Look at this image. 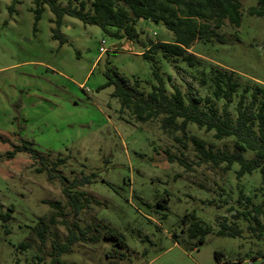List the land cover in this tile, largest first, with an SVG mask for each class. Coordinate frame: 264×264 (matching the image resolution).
Wrapping results in <instances>:
<instances>
[{
  "label": "rangeland",
  "instance_id": "1",
  "mask_svg": "<svg viewBox=\"0 0 264 264\" xmlns=\"http://www.w3.org/2000/svg\"><path fill=\"white\" fill-rule=\"evenodd\" d=\"M238 1L240 26L228 21L222 26L224 43L196 41L189 50L200 60L195 67L157 62L169 94L175 87L199 91L221 109L225 101L214 99L210 68L232 72L241 84L229 104L234 117L246 87L247 101L254 86L263 89L264 100V15L249 12L258 0ZM35 4L0 0V264H264V232L258 236L249 228L253 220L235 216L252 207L238 202L242 193L263 204L260 170L238 178L237 162L226 170L225 163L204 158L193 141L196 137L222 152L234 149L233 137L217 139L214 130L193 122L185 136L180 130L166 134L159 119L139 122L122 111L113 84L103 87L110 77L131 85L138 78L150 92L155 78L142 52L158 40H174L173 33L163 23L141 19L136 40L116 39L96 24L66 15L60 30L67 41L60 43L53 36L49 6L36 22ZM104 39L108 51L100 54ZM175 135H183L182 140ZM24 141L32 142L41 158L25 151L11 156ZM254 154L247 150L243 156ZM59 158L65 163L57 164ZM92 173L89 184L71 187ZM64 185L85 193L78 212ZM161 197L168 201L165 218L157 206ZM7 212L11 218L4 222ZM190 212L212 228L204 243L187 234ZM41 217L46 224L42 240ZM225 219L236 222L242 233L218 235ZM106 227L123 233L126 244L105 237ZM74 234L77 239L59 263L54 244ZM25 241L30 246L20 249Z\"/></svg>",
  "mask_w": 264,
  "mask_h": 264
},
{
  "label": "trees",
  "instance_id": "2",
  "mask_svg": "<svg viewBox=\"0 0 264 264\" xmlns=\"http://www.w3.org/2000/svg\"><path fill=\"white\" fill-rule=\"evenodd\" d=\"M66 5H62L60 0H36L35 17L36 22L48 5L54 17L52 18L53 36L64 43L66 37L62 34L60 27L66 15L79 18V20L96 24L104 32L114 36L116 39L124 37L136 40L138 33L136 24L141 19L151 20L155 23H163L174 35V40H158L149 45L142 55L150 60L152 74L155 83L150 92L141 88L138 78L134 83L128 84L127 81L115 80L110 77L103 87L113 84V96L118 98L122 111H130V115L139 122L153 121L159 119L162 129L166 134H176V131H182L185 136L188 132L189 123L193 122L206 131L214 130V137L224 139L233 137V147L231 151H218L205 147L202 140L193 137L197 150L202 156L211 160L214 164L225 163V169L230 170L235 162L240 166L237 177L241 178L245 174H250L260 170L264 177V100L260 95L263 92L261 87L254 86L251 92V99L248 101V88L237 102V116L234 117L229 109L235 95L241 88L240 80L230 71H223L218 67L210 68V81L214 87L213 95L216 100H224L225 105L219 108L212 97H203L199 91H189L185 93L179 87H175L174 92L169 94L165 83V77L161 74L157 65L159 59L168 60V63L184 62L188 67H195L199 59L189 50L196 41L204 43L214 40L226 42L223 33L220 32L222 26L228 21L234 26H240L241 23V4L238 0H67ZM13 6L11 10H13ZM249 12L255 15H264V0H258V4L253 6ZM36 22L34 24L36 29ZM114 28V29H113ZM206 83V79L202 80ZM182 136L175 135L174 139L182 140ZM247 150L255 151L250 158H245L243 153ZM29 152L34 158H41L34 149L32 142L24 141L23 145L14 148L10 155L17 152ZM66 158H59L57 164L65 163ZM57 167H50L55 171ZM42 171V169H39ZM46 170V167L45 169ZM91 175H84L82 179H76L71 187L89 184ZM55 174H50L54 178ZM63 181H68L65 176L60 177ZM71 187L64 185V191L69 198L70 204L78 212L83 208V202L80 197L85 193L83 191L71 192ZM243 200L247 204H252L251 208L239 210L236 218L253 220L254 223L249 226L258 236L264 232V223L260 217H264V201L262 205H256L252 198L246 193H242L238 202L242 204ZM89 201V199H87ZM160 209L164 210L162 215L167 216L168 201L161 197L158 200ZM8 211H13L9 208ZM190 217L191 224L188 226L187 234L191 238H197L196 243H204L212 228L206 225L200 217L194 213H187L186 218ZM6 222L11 218L7 212L2 215ZM38 236L44 239L46 232L45 219L40 218ZM9 232V230H7ZM241 228L238 224L228 223L225 220L220 222L217 230L220 236H239ZM105 237L115 241L118 245L126 244V237L123 233L111 229L105 230ZM179 234L175 237L179 240ZM77 239L76 235H70L66 243L54 244L55 259L59 263L61 254L69 252L71 244ZM96 240L98 238H95ZM95 241V240H94ZM30 242L25 241L19 245L20 249H26Z\"/></svg>",
  "mask_w": 264,
  "mask_h": 264
},
{
  "label": "built area",
  "instance_id": "3",
  "mask_svg": "<svg viewBox=\"0 0 264 264\" xmlns=\"http://www.w3.org/2000/svg\"><path fill=\"white\" fill-rule=\"evenodd\" d=\"M105 41H106L105 39L101 41V46L99 48L100 54H103L106 51H108V48L105 46V43H106Z\"/></svg>",
  "mask_w": 264,
  "mask_h": 264
}]
</instances>
